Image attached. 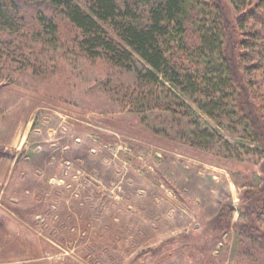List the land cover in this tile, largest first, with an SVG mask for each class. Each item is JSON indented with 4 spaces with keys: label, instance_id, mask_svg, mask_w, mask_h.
I'll return each instance as SVG.
<instances>
[{
    "label": "rangeland",
    "instance_id": "obj_1",
    "mask_svg": "<svg viewBox=\"0 0 264 264\" xmlns=\"http://www.w3.org/2000/svg\"><path fill=\"white\" fill-rule=\"evenodd\" d=\"M67 31L0 30V264H264V243L247 240L264 237L263 140L237 110L197 113L196 131L144 109L133 76L85 58ZM243 73L263 96L264 70ZM222 214L230 226L214 231Z\"/></svg>",
    "mask_w": 264,
    "mask_h": 264
},
{
    "label": "trees",
    "instance_id": "obj_2",
    "mask_svg": "<svg viewBox=\"0 0 264 264\" xmlns=\"http://www.w3.org/2000/svg\"><path fill=\"white\" fill-rule=\"evenodd\" d=\"M227 2L237 14L233 27L227 8L215 0H0V30L21 34L29 28L41 40H57L68 30L85 58L133 76L144 109L196 131L197 113L221 123L237 110L246 131L252 127L251 138L264 142V95H258L259 82L243 73L264 70V0ZM166 83L170 94L160 91ZM260 214L257 205L253 217ZM227 216L218 217L214 231L229 228ZM245 226L236 227L243 233ZM247 240L264 243L257 235ZM250 254L239 257L245 262Z\"/></svg>",
    "mask_w": 264,
    "mask_h": 264
}]
</instances>
